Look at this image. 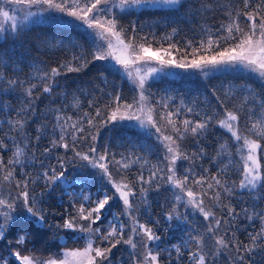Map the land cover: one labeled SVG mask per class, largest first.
Returning a JSON list of instances; mask_svg holds the SVG:
<instances>
[{
  "label": "snow or ice",
  "instance_id": "1",
  "mask_svg": "<svg viewBox=\"0 0 264 264\" xmlns=\"http://www.w3.org/2000/svg\"><path fill=\"white\" fill-rule=\"evenodd\" d=\"M182 3L0 0V39L9 35L15 38L29 22H42L35 18L55 12L60 16H51V20L63 22L62 17H70L79 22L93 37L94 45L90 53H74L72 59L56 66H34L35 75L27 81L0 73V94L19 92L17 106L7 111L6 120H0V264H264V96L249 90L243 100L229 106L225 101L230 93L225 92L224 98L216 96L218 109L211 114L194 112L191 107L170 111L167 100H157L155 104L164 109L157 114L145 94L148 79L165 68L198 71L205 76L210 71L242 69L264 82V0H229L227 6L220 5L218 35L211 29L204 30L206 37L198 46L189 41L179 59L172 55L173 49L181 52L177 45L154 47L147 36L137 42L136 28L131 29L133 35L129 37L118 23L117 9L121 13L177 9ZM204 7L211 10L210 4ZM48 44L61 46L59 41ZM96 61L119 66L138 91V100L122 103L116 94L110 104L100 108L95 100L88 99L87 107L94 110L93 114L81 108L82 90H77L80 95H72L71 103L68 94L56 93L57 78L80 73ZM0 67H7L2 57ZM60 97L62 103L52 107ZM44 99L50 104L41 109L38 102ZM7 108L4 103L0 111ZM69 109L80 110V114L74 118L68 114ZM182 112L197 118L177 119ZM123 121L135 122L149 136L155 134L162 149L157 163L150 164L141 157L133 159L131 154L117 159L107 147L98 150L99 128ZM33 124L38 125L34 132L30 131ZM216 128L223 135L215 141V156L209 157L205 141L209 135H217L213 131ZM46 138L50 146L38 155L34 149L38 150ZM58 149L64 154L56 155L55 163L46 164ZM77 160L85 168L98 170L108 187L95 195L69 192V207L53 213V217H59L53 225L42 206L44 198L57 189L65 192L71 187L74 181L68 180L67 166H76ZM205 162L216 167L210 171L204 167ZM135 164H140V170L133 177L129 170ZM36 165L40 170L30 172L29 168ZM40 182L43 186L37 193ZM161 191L172 198L165 220L192 221L180 242L164 248L157 230L160 221L140 219V205L148 204V194ZM244 196L247 201L239 203ZM117 200L122 209L109 220L105 213ZM248 226L254 230L248 231ZM44 229L62 230L69 238L84 243L70 248L65 242L59 251L48 254L29 248ZM241 232L246 234L243 239Z\"/></svg>",
  "mask_w": 264,
  "mask_h": 264
},
{
  "label": "rangeland",
  "instance_id": "2",
  "mask_svg": "<svg viewBox=\"0 0 264 264\" xmlns=\"http://www.w3.org/2000/svg\"><path fill=\"white\" fill-rule=\"evenodd\" d=\"M191 1V2H190ZM200 1V0H183L182 6H179L177 9H170L165 7H159V8H152V9H165L171 12L172 19H175L176 21V29L175 31H172L169 36H166L165 34H158L156 32V26L158 24H164V21L160 22V20H156V24L146 22V24H140L139 30L142 32H147V34L150 32V36L153 38V41H157L158 43L162 40H168V44H175L177 46L180 39H177L178 35L181 34L184 36V39L187 38L188 40H191L193 42L194 46H198L199 41L202 37H206L207 33L204 30L211 29L212 33H216V27H210L209 25H204L202 23L197 24L196 16L199 12V6L194 5V2ZM51 16H60V14L55 12H49L45 13L43 17H37L38 19H43L45 21H53L49 17ZM61 20H56L55 22H59L61 24L69 23L76 25L86 31L87 34H89L88 30H86L83 26H79V22L72 20L70 17H62ZM185 24L186 28L183 27ZM196 29L198 31H196ZM92 37V36H91ZM165 37H171V39H165ZM93 38V37H92ZM215 38V36H214ZM52 41V40H51ZM54 41V40H53ZM61 42V46H66L67 42L66 40L62 39H56V42L53 44H56L57 42ZM48 42V41H46ZM45 42V43H46ZM156 42V43H157ZM44 43V44H45ZM49 45V44H48ZM187 44H185L186 46ZM10 46L9 50L3 51L0 50V57H2L6 63L7 67H0V73H5L6 76L11 78H19L21 80L27 81L30 77H33L35 75L34 66L39 67L41 69H44L38 62H36V58L33 60L29 57V47L30 46ZM45 47V45H44ZM38 50H44L45 48H42V46H37ZM167 48V47H164ZM183 51L178 54L175 49L172 50L173 57L179 59L183 56ZM187 52H191V48L187 49ZM190 58V56H189ZM104 66L113 69V70H119V66L113 67L112 63L106 62V61H98ZM27 65V66H26ZM26 68L24 69V67ZM156 67H159V65H155ZM233 74V73H244L248 76H256L254 73H250L248 71L242 70V69H221L216 71H210L207 76L203 75V73L198 71H192L189 70L187 72L181 70V69H173V68H165L162 70V72L158 73L155 77H150L146 83L145 86V94L148 97V102L150 106H153L156 108L157 114L164 111L160 106L155 104V101L157 100H167L170 111H175L177 108L186 109L188 107L193 108L194 112H200L205 113L208 112L211 114L214 110L218 109L219 101L216 99V96H220L221 98L225 97V92H229L230 96L225 101L226 103L231 106L232 104H237L239 101L243 100L245 94L251 90L254 93L256 91L248 84L246 85H235L232 83H225V82H219L214 83L210 87H205L203 84H205L206 81H209V79L213 76H222L224 74ZM129 81V80H128ZM130 82V81H129ZM131 83V82H130ZM202 84V85H201ZM114 84L109 83L106 87L107 91L109 93H106L105 95L101 96V100L104 104L111 103L113 100L114 95ZM132 89L136 92L137 90L134 88L133 84ZM27 86V85H26ZM80 87V90H83L86 86H76ZM86 88V90H88ZM63 93L68 94L69 97V103H71L72 95H70V92L67 90H62ZM61 92V93H62ZM138 92V91H137ZM214 93L216 95H214ZM119 94V92H118ZM257 94V93H256ZM84 96H86V92L83 93ZM120 95V94H119ZM19 96V92L8 95V94H0V107L3 106L4 103L7 104L8 108L4 111H0V120H6L7 119V111L11 108H15L18 104L17 97ZM121 97V95H120ZM139 98V93H138ZM63 98L60 97V99L56 100V104H53V107H58L62 103ZM122 103H124L121 100ZM115 105L112 104V107ZM81 108L83 110H89L87 105L81 103ZM222 111V110H220ZM68 114L73 115L75 118L76 115L80 114V110L75 109H69ZM94 114V111H93ZM41 118V117H40ZM196 119L192 114H187L186 112H182V114L177 119ZM127 130H132L131 132H127ZM220 131V129L216 128L213 131L216 133ZM154 131V130H153ZM214 135H209L208 138H213ZM215 140L222 139V135L218 134L214 137ZM91 142L89 138V143ZM187 144V141H185ZM207 143V140L205 141V144ZM96 146L98 150L103 151L105 147H107L110 154L115 155L117 159L121 158V155L128 156L129 154L132 155V158L135 159L136 157H141L144 159H147L150 164H155L159 159H161V153L162 149L160 144L157 142L155 138V134L152 136H149L146 134L145 130H142L135 122H129V121H123L118 122L115 124H107L104 127L99 128V133L97 136ZM217 147V145H216ZM86 150V148H85ZM191 147H189V151H191ZM59 152V154H64L63 149L56 150ZM67 155H71V153H68ZM209 157L215 156V154L208 153ZM47 164L48 162L45 161ZM141 163H143V160H141ZM80 167L81 169L77 168ZM204 167H212L213 169L216 167L213 164L204 163ZM70 169H73V164L69 163L67 166V172L66 175L68 177L69 181H74V183L71 184V187L67 189V191L62 192L59 190L63 195H68L69 192L75 193L77 196L80 195V193L83 192H89L87 184L82 180L85 177V175H88L90 179L95 180V182L98 185V189H102V187L105 186V181L102 180L100 175H98V170H93L91 168H85L81 166L80 161H76V168L73 172H71ZM39 165H36L33 168H29V171L32 173H35L39 171ZM140 170V164H135L133 167L129 170V173L131 175H135L136 172ZM79 175V176H78ZM145 175H147V171H145ZM72 178H77L76 180H72ZM87 179V178H86ZM40 186H43V182H40ZM63 187V186H62ZM93 195L96 194V192L92 193ZM165 194L164 191H161L160 193L156 192H150L148 194V204L147 205H140L141 213L142 215H148L150 216L154 210H157L159 208L158 202L163 203L164 198L163 195ZM69 196V195H68ZM47 197V196H45ZM70 197V196H69ZM240 200V199H239ZM70 201V199H69ZM139 204V201H137ZM172 202H170L171 204ZM264 207V204H262ZM154 208V210H152ZM180 211L183 210V208L179 209ZM105 216L111 220L114 218L113 212H106ZM156 218H152V221H155ZM167 221V220H166ZM168 222V223H167ZM166 223L169 225L171 222L167 221ZM182 223H185L181 221ZM173 226L176 231L179 232L176 233V235L172 236L175 237V240L173 243H178L180 241L181 236L184 238V234L188 227L183 229L184 234L182 235V228L180 227L181 224H179V221H172ZM259 223V222H258ZM107 222H105L106 226ZM171 225V224H170ZM171 228V229H172ZM74 239V238H73ZM170 245L172 243H169ZM164 245V244H163ZM161 244V246H163ZM170 245L168 247H170ZM167 247L166 245L162 248Z\"/></svg>",
  "mask_w": 264,
  "mask_h": 264
},
{
  "label": "trees",
  "instance_id": "3",
  "mask_svg": "<svg viewBox=\"0 0 264 264\" xmlns=\"http://www.w3.org/2000/svg\"><path fill=\"white\" fill-rule=\"evenodd\" d=\"M191 2V1H190ZM229 0H200L194 2V5L196 7L199 6V12L196 16V25L197 24H204L209 25L210 27H216L219 26L222 22V15L220 11H218V8L220 5L227 6ZM233 2H236V0H233ZM211 5V10L206 11L205 5ZM118 23L120 26H122L126 31L125 35L131 37L133 35L131 29L133 27L136 28V37L137 42H142L139 40V37L141 36H147L149 39H153L150 36V32L147 34V32H141L139 30L140 24H146V22L156 24V20H160V22L164 21V24H158L156 26V32L160 34H165L166 36H169V34L173 30H177L175 25L176 21L175 19H172L171 12L165 9H131L127 12L121 13L118 9L116 10ZM38 19V18H35ZM226 19V18H225ZM42 22L39 23H31L29 22L27 27L24 29V31L17 37L13 38L12 36H8L7 39H0V50L7 51L9 50L10 46H30L29 47V58L34 59L36 58V62H38L44 69L56 66L59 62H63L66 59H72V56L74 53L80 54L83 52L84 54H88L92 51L94 45H93V38L86 33V31L76 25L65 23L61 24L59 22L55 21H45L43 19H38ZM185 24H184V26ZM196 31H198L196 29ZM177 39H180L178 43V47L181 50L185 49V44H187L189 41L187 38L184 39V36L179 34L177 36ZM56 39H62L68 41L66 46L62 47H51L48 45V42H56ZM52 40V41H51ZM54 40V41H53ZM48 41V42H46ZM168 40H162L159 43L157 41H153L154 47H168L169 44L167 43ZM46 42V43H45ZM157 42V43H156ZM45 43V44H44ZM52 43V44H53ZM40 45L42 48H45L44 50L39 51L37 46ZM45 45V47H44ZM9 47V48H8ZM27 66V65H26ZM24 67V69L26 68ZM59 81V87L56 88V93L59 94L62 92V90H67L70 92V95H80V93L77 92L78 89H76V86H86L82 92H86V96L82 95L81 97V103L87 105L88 99H93L96 101V106L100 108H104L105 105H108L109 103L104 104L101 100V96L105 95L106 93H109L106 89L107 85L109 83H113L114 85V91L113 94H119L121 95V100L124 103H133L135 100H138V92L134 91L132 89L131 83L128 81L127 77L123 75V72L118 70L110 69L100 62L96 61L93 64H90L87 68H85L80 73H72L67 75L66 77H59L57 78ZM225 82V83H232L235 85H250L257 93V95L264 96V82H262L258 77L256 76H248L244 73H233V74H224L222 76H213L209 79V81H206L203 86L210 87L214 83L219 82ZM202 85V84H201ZM86 90V88H88ZM55 98V97H54ZM39 107L41 109H45L46 105L50 104V101L48 99H44L42 102H38ZM56 104V103H55ZM53 107V104H51ZM94 111V110H92ZM38 119H41L39 116ZM38 125L33 124L30 131L34 132L35 127ZM132 130H127V132H131ZM219 135H223L222 130H218L217 132ZM208 138L207 139V147H208V153L216 154L214 149L216 148L215 144V137ZM49 145V138L44 139L40 145L39 149L37 151V154L39 155L40 152H42L43 148ZM58 151H54L52 156L48 158V160H45L47 162L55 163V157L58 155ZM76 166H73V169H70L71 172L75 170ZM81 169L79 166L77 167ZM211 170H214L212 167H208ZM79 176V175H78ZM85 177L82 179L88 186V191L93 193L97 192V190H103L104 188L108 187L105 183V186L102 187V189H98V185L95 182V180L90 179L88 175H85ZM72 180H76L77 178H72ZM41 187H37L36 191L37 193L40 192ZM164 202H158L159 208L157 210H154L150 216L148 215H140V219L142 222H148L152 223V218H156L160 221L159 225L157 226V230L159 234L162 236V242L161 244L163 246H169V243H173L175 240V237H172L176 235V233L179 234L178 231H176L174 228H172L173 223L171 222L169 225L168 222L164 219V213L167 211L168 206L170 205V202H172V198L170 194L165 193L163 195ZM69 199L70 197L68 195H63L59 190H56L54 192H51L50 195H47V197L44 198L42 206L45 208V210L49 214L50 223L55 225L59 222V217H53V213H62L66 208L69 207ZM247 197H240L239 203L244 204L245 201H247ZM263 207V206H262ZM122 209V205L119 203V201H114L113 206L111 208V212H113L114 216L118 215L120 210ZM185 209L180 211L181 213H184ZM188 215L191 216L192 212L189 209ZM195 217H193L194 219ZM167 222V223H166ZM192 221H188L187 223H182L179 221V224H181L182 232L181 234H184L183 229L187 228L189 224H191ZM247 223V222H245ZM258 224V222H257ZM172 228V229H171ZM254 230L251 226H248V231ZM240 237L243 239L245 237V233L241 232ZM63 238V239H61ZM183 237L181 236L180 240ZM67 243L68 247H79L83 245V240L73 239L69 238V235H66L64 231H56V230H49L44 229L40 232V234L36 237V239L28 244L29 248H35L39 252H43L45 254H48L49 252L55 253L60 250L61 246L64 243ZM180 242V241H179ZM161 246V247H163ZM121 252H123V249H121ZM126 255V253H124ZM10 259H13L10 257Z\"/></svg>",
  "mask_w": 264,
  "mask_h": 264
}]
</instances>
